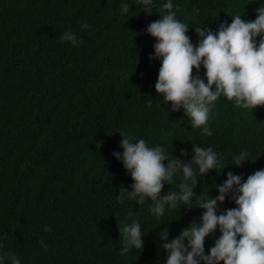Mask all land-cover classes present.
Masks as SVG:
<instances>
[{
    "label": "trees",
    "instance_id": "trees-1",
    "mask_svg": "<svg viewBox=\"0 0 264 264\" xmlns=\"http://www.w3.org/2000/svg\"><path fill=\"white\" fill-rule=\"evenodd\" d=\"M121 2L0 0V238L22 264H165L162 231L170 240L203 214L195 197L162 217L151 212L150 198L121 202L123 188L134 183L113 155L123 152L121 133L161 144L183 162L197 144L213 147L222 167L198 175L197 196L218 195L228 171L246 179L264 168V105L252 112L221 97L212 135L192 127L183 108L172 110L155 88L162 62L150 59L157 38L146 29L167 10L158 2L148 13L139 0H127L131 9L122 15ZM260 2L174 0L194 43L196 28L215 30L233 14L255 19ZM69 29L83 43L61 40ZM244 149L249 161L237 166L233 155ZM179 179L165 183L162 194ZM218 204L220 211L236 206L230 196ZM133 219L145 246L121 255L119 229ZM214 239L206 237V251Z\"/></svg>",
    "mask_w": 264,
    "mask_h": 264
},
{
    "label": "clouds",
    "instance_id": "clouds-1",
    "mask_svg": "<svg viewBox=\"0 0 264 264\" xmlns=\"http://www.w3.org/2000/svg\"><path fill=\"white\" fill-rule=\"evenodd\" d=\"M158 2L167 11L159 12L160 18L152 21L146 30L157 38L150 59L159 58L162 62L155 88L164 100L171 102L172 110L183 108L192 127L211 136L210 122L219 98L226 97L237 107L252 112L264 105V0L255 9L258 15L253 20L233 14L231 22L221 21L215 30L196 28L199 35L196 43L187 34L190 24L178 18L174 0H139L148 13ZM130 9V3L122 0L121 14L129 13ZM83 27L90 25L85 23ZM60 39L73 45L83 43L71 29L62 33ZM121 135L123 152L116 151L113 155L123 162L134 181L131 191L123 188L118 197L121 202L137 200L142 205L150 198V210L157 217L180 203L192 204L194 197L195 205L204 209L199 219L184 227L178 236L169 240L168 231H162V246L168 253L165 264H219L220 261L264 264V168L255 170L246 179L242 174L228 171L227 179L216 185L218 195L197 196L194 189L198 175L222 167V156L213 147L197 144L191 161L183 162L161 144L151 146L143 138ZM248 157L249 151L241 150L233 155L234 164L242 166L249 161ZM177 176L178 190L162 194L165 183L172 184ZM229 196L236 206L220 211L218 202ZM44 228L51 231L52 226ZM119 231L121 255L134 248L143 250L145 231L138 219L122 223ZM210 235L215 238L214 244L206 251L205 241ZM40 243L48 247L43 237ZM0 264H22L15 250L5 248L3 238H0Z\"/></svg>",
    "mask_w": 264,
    "mask_h": 264
}]
</instances>
